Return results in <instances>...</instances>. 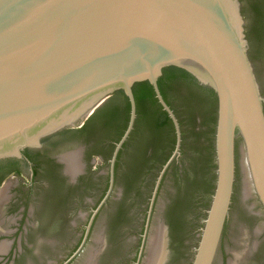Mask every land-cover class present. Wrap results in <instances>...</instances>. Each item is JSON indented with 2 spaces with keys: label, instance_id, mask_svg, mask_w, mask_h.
Listing matches in <instances>:
<instances>
[{
  "label": "water",
  "instance_id": "water-1",
  "mask_svg": "<svg viewBox=\"0 0 264 264\" xmlns=\"http://www.w3.org/2000/svg\"><path fill=\"white\" fill-rule=\"evenodd\" d=\"M263 2L0 0V159L82 125L117 90L130 104L109 188L88 222L89 213L70 211L85 198L87 211L103 179L64 202L49 198L47 209L33 214L40 224L27 240L52 241L42 252L49 264L75 249L87 222L71 258L80 251L112 190L140 81L170 118L174 149L158 173L152 164L132 184L117 183L76 264H264V38L256 28ZM167 66L214 92L215 126L197 115L194 125L184 124L182 141L157 84ZM76 162L69 157L71 172ZM24 252V261L40 264L31 249Z\"/></svg>",
  "mask_w": 264,
  "mask_h": 264
},
{
  "label": "flooded vegetation",
  "instance_id": "flooded-vegetation-1",
  "mask_svg": "<svg viewBox=\"0 0 264 264\" xmlns=\"http://www.w3.org/2000/svg\"><path fill=\"white\" fill-rule=\"evenodd\" d=\"M257 6L259 23L256 28L264 38V2ZM248 49L247 44L249 57ZM257 83L259 84L258 81ZM84 123L80 126L65 127L41 137L38 144L26 147L21 151L20 156L0 159V246H2L0 264H23L21 261L24 264H34L32 259L23 260L26 249L33 251L40 264L51 263L42 257V252L45 246L52 244V241L38 236L33 243L27 240L29 235L35 234L40 224L34 219L33 214L47 209L49 198L64 202L65 198L79 193L82 187L97 184L103 179L104 185L98 200L91 204L87 211L82 210L84 203L89 202L87 198L80 203L76 201L79 206L78 211H70L89 213L88 222L91 213L105 196L110 185V160L115 144L119 140L114 142L94 132H81L80 128ZM123 145L113 165L112 190L95 215L83 247L71 258L83 239L87 222L75 249L58 264H76L77 257L88 241L99 213L114 195L117 183L119 181L127 183V161L130 151L128 148H123ZM150 152L151 150L148 151L149 154ZM70 156H76L75 172L69 170ZM75 205L76 203L73 202L68 204V207L74 208ZM71 224L73 225V222Z\"/></svg>",
  "mask_w": 264,
  "mask_h": 264
},
{
  "label": "trees",
  "instance_id": "trees-1",
  "mask_svg": "<svg viewBox=\"0 0 264 264\" xmlns=\"http://www.w3.org/2000/svg\"><path fill=\"white\" fill-rule=\"evenodd\" d=\"M157 84L163 99L178 119L182 141L184 124L194 125L197 115L212 120L215 126L216 96L191 74L181 68L167 66L162 70ZM132 91L136 102V119L130 137L123 145L130 151L127 184H132L149 165H157L158 173L175 145L173 124L157 102L151 85L147 81H140L133 85ZM129 110L128 98L122 90H117L97 107L80 131L94 132L117 142L127 127Z\"/></svg>",
  "mask_w": 264,
  "mask_h": 264
}]
</instances>
